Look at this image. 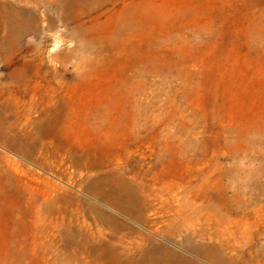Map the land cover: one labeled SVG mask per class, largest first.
Masks as SVG:
<instances>
[{
  "label": "rangeland",
  "instance_id": "1",
  "mask_svg": "<svg viewBox=\"0 0 264 264\" xmlns=\"http://www.w3.org/2000/svg\"><path fill=\"white\" fill-rule=\"evenodd\" d=\"M0 2L53 14L48 1ZM81 31L104 46L88 65L53 58L80 40L61 25L26 37L44 45L42 54L12 58L40 59L55 73L66 149L26 156L0 142V264H95L71 262L74 250L65 247L69 231L76 239L110 233L86 202L132 226L136 235L124 237L130 255L139 256L141 234L208 264L173 239L167 221L192 231L199 217L196 228L213 233L203 220L208 202L192 198L198 190L229 191L219 240L236 264H264V0H116L85 17ZM40 103H19L30 113L19 127L43 119ZM111 179L143 188L149 224L88 193H107ZM178 203L181 216L163 210Z\"/></svg>",
  "mask_w": 264,
  "mask_h": 264
},
{
  "label": "bare ground",
  "instance_id": "2",
  "mask_svg": "<svg viewBox=\"0 0 264 264\" xmlns=\"http://www.w3.org/2000/svg\"><path fill=\"white\" fill-rule=\"evenodd\" d=\"M31 1L35 2L38 7L45 6L44 1H48L53 14L46 11L39 12L36 8L26 10L0 2V142L7 148L26 156L40 151H46L47 154L52 155L66 149L59 132L61 107L55 73L43 71L41 69L43 61L40 59L39 61L36 59H15L16 61L13 62L12 58L16 54L28 51L42 54L44 45L40 42H31L26 37L36 36L42 27L53 31L57 25H61L71 28V32L67 36L69 39L80 40L72 48L56 53L53 58L70 59L72 56H76L78 68L90 64L104 46L101 45V42L88 40V36H82L83 21L85 17L102 11L109 2L114 3L116 0ZM128 8V5H125L123 10ZM110 27H112V37L116 36L119 32L118 29L113 25ZM1 71L5 72L1 73ZM23 86L31 87L32 93H22ZM26 98L30 103L40 99L41 106L43 105L45 108L41 110L43 119L33 122L29 128H21L19 123L23 118L28 120L30 115L29 110L21 112L18 107L19 103ZM110 182L113 188L107 193H88L103 205L107 203L116 212L141 223L149 224L147 213L150 208L140 197L143 188L124 180L114 181L111 179ZM227 192L229 191L221 196L209 190H198L192 195L194 200L201 199L208 202L205 207L206 217L203 220L205 225L215 229L213 233L209 232V228L202 226L196 228V224L202 225L199 217L190 219L194 226L192 231H190L191 225L186 228L176 217L167 219L170 221L169 228L173 239L180 243L188 253L208 264H236L235 255L227 252L228 243L219 240L217 230L218 215L222 212H231L228 204L231 201L228 200ZM86 204L95 213L97 222L108 227L110 233L104 234L99 231L97 237L80 235L79 239H76L77 232L69 231V239L66 240L65 247L74 250L68 256L71 262H83L87 258L95 264H201L195 258L186 256L141 234H137L144 242L140 246L139 256L130 255V249L126 246L124 237L136 235L132 226L96 204L90 202H86ZM178 205L176 208L174 205L171 207L168 204L163 210L166 213H169L171 209L176 210L177 214L181 216L185 209L180 203ZM46 211L53 213L56 209L50 207ZM38 213L42 215V208L38 209ZM160 233L165 235L164 230ZM259 258L264 263V254Z\"/></svg>",
  "mask_w": 264,
  "mask_h": 264
}]
</instances>
